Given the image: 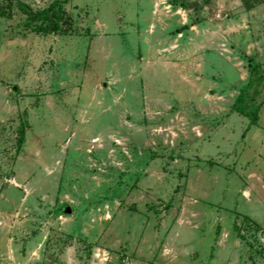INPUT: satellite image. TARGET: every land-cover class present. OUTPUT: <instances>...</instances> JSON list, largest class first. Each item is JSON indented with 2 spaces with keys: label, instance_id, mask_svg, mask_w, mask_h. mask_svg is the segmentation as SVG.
<instances>
[{
  "label": "rangeland",
  "instance_id": "rangeland-1",
  "mask_svg": "<svg viewBox=\"0 0 264 264\" xmlns=\"http://www.w3.org/2000/svg\"><path fill=\"white\" fill-rule=\"evenodd\" d=\"M251 69L264 0H0V264H264Z\"/></svg>",
  "mask_w": 264,
  "mask_h": 264
},
{
  "label": "trees",
  "instance_id": "trees-1",
  "mask_svg": "<svg viewBox=\"0 0 264 264\" xmlns=\"http://www.w3.org/2000/svg\"><path fill=\"white\" fill-rule=\"evenodd\" d=\"M243 3V6L245 7L246 10H250L254 8L260 0H241ZM18 6L19 8L26 14L34 15L36 12L32 11L30 7L20 1H18ZM52 10H56V20H54L53 25H51L50 30L51 31H57L59 28V23L58 20L62 16V9L58 1H53L51 2L46 9H44L42 12L44 15L48 18V14L52 12ZM48 21L50 18L47 19ZM49 25V24H48ZM47 25V26H48ZM38 30H43L42 27L40 26ZM253 70V71H252ZM264 81V69L262 70H257L254 71V69H251V74L248 77V80L244 86H242L239 90V94L237 96V99L232 105V108L238 112L239 114L247 117L249 119V124L253 125L256 124L257 119H258V109L259 106L264 102H260L259 104L254 103L253 96L246 97L248 95V90L251 88V86L256 83L255 85L257 86V83ZM252 95V94H251Z\"/></svg>",
  "mask_w": 264,
  "mask_h": 264
},
{
  "label": "crops",
  "instance_id": "crops-1",
  "mask_svg": "<svg viewBox=\"0 0 264 264\" xmlns=\"http://www.w3.org/2000/svg\"><path fill=\"white\" fill-rule=\"evenodd\" d=\"M255 124H253V125H251V126H254ZM248 198H250V195H249V197Z\"/></svg>",
  "mask_w": 264,
  "mask_h": 264
},
{
  "label": "water",
  "instance_id": "water-1",
  "mask_svg": "<svg viewBox=\"0 0 264 264\" xmlns=\"http://www.w3.org/2000/svg\"><path fill=\"white\" fill-rule=\"evenodd\" d=\"M66 212H69V210L67 209V211Z\"/></svg>",
  "mask_w": 264,
  "mask_h": 264
}]
</instances>
